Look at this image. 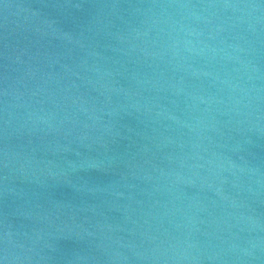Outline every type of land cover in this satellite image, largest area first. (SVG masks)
I'll use <instances>...</instances> for the list:
<instances>
[{"label":"water","instance_id":"1","mask_svg":"<svg viewBox=\"0 0 264 264\" xmlns=\"http://www.w3.org/2000/svg\"><path fill=\"white\" fill-rule=\"evenodd\" d=\"M0 264H264V0H0Z\"/></svg>","mask_w":264,"mask_h":264}]
</instances>
